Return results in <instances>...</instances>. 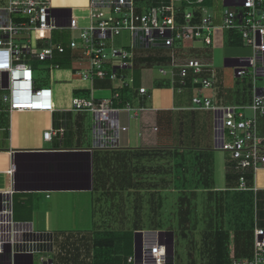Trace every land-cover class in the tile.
<instances>
[{
	"label": "built area",
	"instance_id": "2783aa9c",
	"mask_svg": "<svg viewBox=\"0 0 264 264\" xmlns=\"http://www.w3.org/2000/svg\"><path fill=\"white\" fill-rule=\"evenodd\" d=\"M148 1L90 0L89 24L79 30V40L73 38L70 43L73 51L82 50L77 59L81 64L85 63L76 74L92 82L95 78L109 77L114 91L111 99L101 101L93 97H74L72 109L93 114L94 133L100 148L117 147L118 133L128 130L121 124V113L136 118L143 110L133 107L130 102L124 107L115 105L124 102L120 90L134 86L133 76L129 79L125 75L119 76L118 69H133L136 47L173 48L170 71L160 69V73L170 74L172 84L178 79L179 94L188 90L191 79V87L196 92L191 109L216 114V144L219 150L230 155L229 169L239 175L237 190L257 193L256 188L248 186V178L264 169V0H224L230 6L221 29L238 33L242 46L252 55L233 58L235 76L252 75L254 79V96L248 106H220L203 96L204 89H215L218 85L211 63L198 58L180 64L174 60L176 51L184 48V44L193 46V43L202 42L207 47L213 44L216 26H213L207 0H167L158 5L147 4ZM179 3H186L191 10L178 13ZM76 28L74 20L68 26L64 25L42 0H6V4L0 5V111L2 108L13 114L54 110L52 88L37 87L34 63L52 60L54 49L64 51L63 46L53 43L54 31L68 29L74 32ZM125 32L131 36V51L112 45L113 39ZM40 44L47 47L41 48ZM48 67L49 71L59 69L58 65ZM138 92L144 95L147 90L142 87ZM52 134L53 131H46L44 139L50 140ZM4 195L0 208V255L8 248L11 257L41 255L40 264H54L45 255L54 252L55 236L35 232L27 226L20 227L13 219L11 192ZM258 206L256 198L253 255L248 260L236 259L233 264H264V216L260 215ZM163 239L165 242L160 245L158 233H143L140 255L130 256L127 264H168L171 250L166 238Z\"/></svg>",
	"mask_w": 264,
	"mask_h": 264
},
{
	"label": "rangeland",
	"instance_id": "374dc122",
	"mask_svg": "<svg viewBox=\"0 0 264 264\" xmlns=\"http://www.w3.org/2000/svg\"><path fill=\"white\" fill-rule=\"evenodd\" d=\"M4 4H6V0H2L0 3V5ZM208 7L213 17V26H223V18L228 11L224 1L212 0ZM186 10H191V8L184 7L180 3L177 4L178 13L184 14ZM223 31L224 37L226 35L225 41H216L217 37H219V31L216 28L213 31V44L211 46L207 47L202 42L193 43V46L184 44V48L181 47L179 49L184 54L175 53L174 60L179 64L192 58H198L204 62L210 61L217 75L218 85L215 89H204L203 96L211 98L215 104L220 106H248L252 103L254 96V79L252 75L237 78L234 67L226 66L225 59L252 55L246 47L235 48L230 45L227 39L229 31ZM73 37L79 40L78 32L73 33ZM68 41L66 42L67 44H69ZM110 44L108 42V45ZM131 44V36L127 32L116 36L112 41V45L115 48L127 51H131ZM191 46L195 47V49ZM133 51L136 55V69L122 70L126 74L127 79L134 76L136 83L133 89L135 91L129 89L130 92H136L138 86H143L150 92H154L156 87L154 84L155 80H157L156 83L164 82L165 85L168 84L170 86L172 82L171 75H162L160 69L170 71L169 65L173 48L149 49L136 47ZM148 57L151 58V61L140 62V60ZM35 75H38L40 88H53L54 84H61L63 87L61 94L65 98L69 100V94L71 93L70 102H72L74 97L91 99L92 94L93 98L98 101L112 98L108 79L95 78L92 83L94 84L92 92V84L82 82L81 76L72 74L71 69H55L53 71L41 69L38 74L35 71ZM189 83L187 92L179 96L186 100L187 105H192L191 101L196 92L191 87V79H189ZM135 97V93H133L132 101H126L124 98V102L117 106L124 107L126 102L134 103L136 106L144 105L142 101H138ZM210 114L213 117V122H216L214 112ZM199 133L202 132L199 131ZM162 139L165 141L164 135H162ZM172 139L174 140L172 146L188 147L187 149H180V152H183L182 155L173 157V154L170 153L166 154L164 158H154L152 161H148L146 155V160H143V155H141V159L136 158L133 160L136 165H144L146 163L147 171L145 178L141 176L138 179V175L132 176L128 183L125 184V188L131 192L138 189L139 186H141V190L142 187L144 189V195L140 197V217L133 206L136 204L135 201L127 200L125 196H109L108 192L104 196H101L100 193L98 208H89L83 211L82 225L81 222H77L78 211H76L75 223L78 226L64 229L62 232L54 231V252L45 256L52 259L54 264H80V262L75 260V248L72 244L76 239L81 240L83 236V240L90 238L93 241L94 239L103 240L107 236L112 237L108 233L115 230L120 232V238H125V233L130 230L134 232L140 230L142 232L165 230L166 232L173 231L175 233V264H180L179 258L182 256L185 264H233L236 259H251L253 255L254 230L252 217L240 208L232 206H227L226 208L224 203L221 206L223 202L221 193L219 192L217 195L210 194L208 192L210 189L206 187L211 183L214 184V188L215 186L222 189L227 187L225 176L228 174L226 170H228L227 166H229V153L215 149L214 140L208 141V148L202 145H194L197 141L199 144L203 143L204 134L198 135L197 133L196 135L188 136L184 134L183 130L177 129L173 133ZM184 144L187 145L184 146ZM197 146L206 148L204 150L207 151L202 157L205 161L212 160V173L201 174L195 168V166L198 167L199 163L204 164L208 169L210 167L208 162H200L201 159H195L200 154L199 150L196 149L198 148ZM110 165H112V162H105L101 170H107ZM149 168H157V170L153 171L155 169H151L149 171ZM100 176L102 184H106L107 178L104 175ZM231 176L237 182L234 190L238 191L239 175L232 173ZM250 177L252 176H249L248 186L253 188L254 184L250 185ZM204 188L208 189L206 190L207 192H194L199 189L204 190ZM112 205L114 206L113 210ZM70 214L73 217L72 210ZM108 215L109 218H106ZM114 223L116 225L109 228V225ZM81 232L82 235L80 234ZM220 240L224 243L223 248L216 245V242ZM213 246H217L218 250L213 251ZM191 248L196 252L187 256L184 250L188 254V249ZM95 250L93 248L94 252ZM133 255H135L134 250ZM40 256L35 255V264H40Z\"/></svg>",
	"mask_w": 264,
	"mask_h": 264
},
{
	"label": "crops",
	"instance_id": "0c3cea01",
	"mask_svg": "<svg viewBox=\"0 0 264 264\" xmlns=\"http://www.w3.org/2000/svg\"><path fill=\"white\" fill-rule=\"evenodd\" d=\"M42 1L47 2L55 16L63 20L64 25L68 26L72 20L75 21L77 28L74 32L71 31L72 36L73 33L78 32L79 34V30L89 24L90 0ZM208 2L212 3V0H207L206 4ZM216 28L219 31L216 41H225L226 35L224 37L221 26ZM62 30L68 29L54 31L53 39L54 33L62 35ZM177 52L183 54L182 50H177ZM77 58L78 56L75 59ZM228 59L232 60L233 58L225 59L226 66H228ZM76 62L80 63L77 60ZM140 62L143 61L140 60ZM207 62L210 63L208 60ZM171 64L172 59H170L169 66ZM134 68L136 69V64ZM122 70L124 69H118L119 76L126 75ZM82 82L93 83L83 79ZM135 83L134 79L133 87H135ZM93 86L94 84H92V92ZM142 87L138 86V89ZM62 88L61 84H54L52 88L55 104L53 111L13 114H9L2 108L0 111V208L5 197L4 194L11 192L14 221L20 224V227L27 226L35 232L53 235L55 230L62 232L64 229L78 226L75 223L76 211H78L77 222H81L82 225L83 211L89 208H98L100 193L101 196L107 192L109 196L113 197L125 196L127 200L135 201L136 204L133 206L138 205L139 211H141L140 197L144 195L143 187L141 190V186H139L138 189L131 192L125 188V184L132 176L138 175V179L141 176L145 178L146 163L136 165L133 160L141 159V153L144 160V152L147 148L159 147L157 133L161 132L156 128L158 127L157 119L160 116H164L163 118L166 119L168 115H171L174 117L172 120L174 123L175 114L192 111V105H187L186 100L181 98L174 88L155 87L154 92H150L143 87L147 90L144 95L140 94L137 89L136 92L131 93H135V98L142 101L144 105L131 104L137 109H143L140 115L134 118L122 112L120 115L121 124L128 130L118 133L117 147L100 148L94 133L93 114L89 111H74L72 102H70L71 93L68 100L61 94ZM115 105L117 106V104ZM199 113L202 116L199 119L200 127L198 129L199 131L204 130L202 132L205 136L203 144L208 145L209 140H214L215 148L218 150L215 134L216 122H213L211 112L199 111ZM214 115L216 114L214 113ZM46 131H53L50 140L44 139ZM171 143L174 144V140ZM105 162H112V165L107 170H101ZM100 175L107 178L106 184H102ZM253 184L259 191L264 190V169L257 172ZM225 190L226 188L215 186L213 193H221ZM197 191L207 192L205 189L194 192ZM113 208L112 205V210ZM71 210L73 217L70 214ZM106 218H109V215ZM115 225V223L110 224L109 228ZM164 232L166 231L164 230ZM167 232H172L175 240V233ZM80 234L82 235V232ZM184 251L187 256L196 252L192 248L188 249V254L186 250ZM9 253L7 248L6 253L0 255V264H35V255L11 257ZM42 257L40 256V262ZM179 261L180 264H185L183 256L179 258ZM175 262L174 258V264Z\"/></svg>",
	"mask_w": 264,
	"mask_h": 264
},
{
	"label": "trees",
	"instance_id": "16d2710c",
	"mask_svg": "<svg viewBox=\"0 0 264 264\" xmlns=\"http://www.w3.org/2000/svg\"><path fill=\"white\" fill-rule=\"evenodd\" d=\"M167 0H149L147 4H152V5H158L161 2H166ZM210 4L209 2L206 4L208 6ZM184 7H187V4H183ZM74 38V37H73ZM72 38V32L70 30H62V35L54 33V39L53 43L56 45H61L63 46L64 51L63 52H58V50L53 51V58L50 61H45V62H35L34 63V68L36 73H39V70L44 69V70H49L50 65H58L60 70H68L71 69L72 74L77 75L76 73L84 68V64H80L76 62V57L82 54L81 49H75L74 51L70 48V43L73 40ZM229 44L234 46L235 48L242 47V40L241 37L239 36L238 33L234 31H229L228 33V38ZM69 40V41H68ZM69 42L67 44L66 42ZM41 48L47 47L46 45L40 44L39 45ZM78 60V59H77ZM79 61V60H78ZM141 61H151V58H145L144 60ZM135 62V60H134ZM41 64V65H39ZM78 65V67H77ZM135 67V63L133 65V69ZM108 69V68H107ZM106 69V70H107ZM125 70V69H124ZM135 71V70H134ZM123 75V74H122ZM121 76V75H120ZM106 79L109 80V77ZM102 80V79H101ZM110 81V80H109ZM171 82V81H170ZM36 85L37 87L40 88V82L38 75H36ZM113 82L110 81V87H111V92L113 93ZM157 88H174V91L177 92V88L179 86L178 84V79L176 80L175 84L170 83V86L168 84L165 85L164 82H159L156 83L155 85ZM129 89L125 88L121 90V99L124 101V98L126 101H132L133 93L130 91H127ZM75 92V91H74ZM202 114L199 113V111H187L183 113H178L175 114V122L172 123V120L174 117L171 115H168V118H163L164 116H160L158 118L157 125L158 127L156 130L164 132L157 133L158 135V148H147L144 152L146 155V158L148 161H152L154 158H164L166 157V154H173V157H178L182 155L183 152H180V149H187L188 147H174L171 144V141L173 140V133L179 130H183L185 135L191 136V135H201L203 133H199V119H201ZM216 116V115H215ZM172 128V129H171ZM175 130V131H174ZM174 131V132H173ZM200 132H204L203 129H201ZM162 135L165 136V141L162 139ZM161 138V139H160ZM182 145V144H181ZM187 144H184L186 146ZM192 145V144H191ZM194 145H202L206 146L207 148L209 147L208 145H205L203 143L199 144V142H195ZM200 152L199 155L195 157L196 160L201 159L200 162L205 161V159L202 157L205 155L207 150H204L206 148H201V146H197ZM216 149V148H215ZM141 155H143L141 153ZM210 164L209 169L202 163L198 164V167L195 166L196 169L199 170V173L204 174V173H212V160L211 161H205ZM198 163V162H196ZM151 169L155 168H149L148 170L151 171ZM226 170L228 174H226V182H227V187L224 192H221V196L223 197V202L221 203V206L226 205L227 206H232L234 208H240L242 211L246 212L249 214L250 217H252V223H254V198L256 197L258 199V207L260 210V215L263 217L264 216V190L258 191L256 195L252 192H240L234 190L235 185L237 184L234 177L231 176L232 173H235L234 171H231L229 169V166H227ZM157 168L153 171H156ZM198 173V172H197ZM154 174V173H153ZM249 179V178H248ZM250 185H253V176L250 177ZM152 187V185L150 184ZM214 184H210L206 186L207 188H204L205 190H208L210 194H215L217 195L218 193H213L214 191ZM198 189V188H197ZM212 191V192H211ZM221 200V199H220ZM136 211L137 215L140 217L141 216V211H139L138 205H136ZM141 210V207H140ZM208 228V227H207ZM209 229V228H208ZM138 230V229H136ZM108 235H112V237H106L105 239H92L88 238L84 239V236L81 238V240L76 239L72 245H74L75 251V260L77 262H80V264H127V259L133 255V250H134V236L135 232L134 231H128L125 233V238H120V232L119 231H110ZM219 239V237L217 236ZM124 239V241H123ZM83 240V241H82ZM82 244V246H81ZM223 241H217L216 245L218 247L223 248ZM98 246V247H97ZM218 247L213 246L212 250H218ZM93 248L96 249L95 252L93 251ZM99 248V250H98ZM87 254V255H86ZM172 259L169 258L168 264H171ZM221 262V261H220Z\"/></svg>",
	"mask_w": 264,
	"mask_h": 264
},
{
	"label": "water",
	"instance_id": "95a60500",
	"mask_svg": "<svg viewBox=\"0 0 264 264\" xmlns=\"http://www.w3.org/2000/svg\"><path fill=\"white\" fill-rule=\"evenodd\" d=\"M225 6L228 7L230 6V4L228 2H225ZM227 63H228V66H232V67L234 66L233 59L232 60L228 59ZM159 234L162 237V239L167 235L170 237V241H169L170 250H171L170 258L172 259L171 264H173L174 234L172 232L170 233V232H164V231H161ZM141 241H142V232H136L134 236V252H135V256L137 257L140 255V252H141Z\"/></svg>",
	"mask_w": 264,
	"mask_h": 264
},
{
	"label": "clouds",
	"instance_id": "9594fccd",
	"mask_svg": "<svg viewBox=\"0 0 264 264\" xmlns=\"http://www.w3.org/2000/svg\"><path fill=\"white\" fill-rule=\"evenodd\" d=\"M253 179H254V177H253ZM253 188H256L255 186H253ZM257 189V188H256ZM258 189H257V193H258ZM242 192H244V191H242ZM247 192H253V191H247ZM255 195L257 194V193H255V192H253ZM255 199H256V197H255ZM255 199H254V208H255ZM138 232H142L141 230L140 231H138ZM161 231H157V230H153V231H150V232H142V236H143V233H147V234H153V233H158V236H159V244L161 245V244H164V242L165 241H163V239H162V237L160 236V233ZM136 233V232H135ZM165 238H166V242L168 243V245L170 246V244H169V241H170V237L167 235V236H165ZM168 239H169V241H168ZM161 241H162V243H161ZM175 241V240H174ZM175 245V244H174ZM173 264H174V258H175V250H174V247H173Z\"/></svg>",
	"mask_w": 264,
	"mask_h": 264
}]
</instances>
